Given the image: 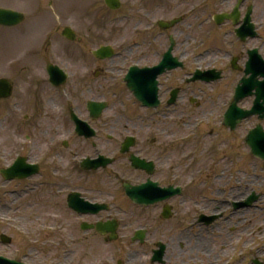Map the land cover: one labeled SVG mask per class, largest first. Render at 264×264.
<instances>
[{"label":"flooded vegetation","instance_id":"1","mask_svg":"<svg viewBox=\"0 0 264 264\" xmlns=\"http://www.w3.org/2000/svg\"><path fill=\"white\" fill-rule=\"evenodd\" d=\"M64 1L68 4L71 3L70 5L72 6L64 8L65 3H63V0H56V2L60 4L61 9L66 12H62L63 20L65 22H73L70 23V26L75 31L77 40L69 42L63 39V30L61 27L54 26L50 29L46 33L45 39L42 40V42L40 41L39 44L41 45V51L39 52L38 58L39 61L44 63V66H48L51 63L58 65H63L62 63H65L66 66L72 65L71 67L79 73L75 75L81 79H88L84 88L89 94L94 95L97 93L99 97H102L100 98L101 100L109 102L111 93L119 96V94L125 91V88L124 84H121L120 79L117 80V75H122V70L125 69L126 65L124 66L121 63V65L117 64L118 66H113L112 64H110L112 65L110 66L104 61L97 60L93 55L96 47L108 43V41L104 39L106 38L105 34H109L107 33L109 27L106 23L110 21L111 18H106V15L114 13L118 14L121 19L113 23V26L116 27L118 25L120 28L121 23L126 25V27L133 25L131 30L135 34L134 38L127 41L125 34L126 30L120 28V39H123V57L126 53L135 56L133 63L139 65L140 68L157 66L162 60L165 52L170 48V37H175V46L173 47L172 54L173 57L179 59L183 66L182 68L167 72L161 77L159 76L160 98L164 101L169 91L174 87L180 89V96H182V99L186 98L187 91H185V85L182 84V82L184 78H190L192 76L191 59H202L204 54L200 52L199 46L206 50L208 43L202 40L199 45H194L191 40L184 35L185 32H181V35H184V37L178 38V35L175 34L176 29L168 32H160L158 26L154 27L153 16L162 11H166L167 13L169 8L174 6V0H140L138 2L137 0H120V9L117 12H111L106 6L105 0H94V2H92V0ZM213 1L219 0H203L198 7V11L202 8H207ZM257 1L258 0H254L258 7ZM52 2L53 0H50V3ZM210 7L212 6H209V8ZM72 10L75 12L70 14L69 11ZM207 13L208 12L205 14L206 17L201 19L202 22L197 23H191L190 16L188 20L187 15L185 20L190 22V29L195 28V30H200L201 32L206 31L208 28ZM127 14L130 15L131 20L125 19ZM245 14L246 8L244 7L242 9V16L239 18L240 25L246 20ZM251 18L257 31V38L250 39L246 44H242L236 39L234 29L230 23L221 28H209L210 30H215L217 33L218 31L225 33L226 39L231 37L232 40L228 45L225 44V48L227 49L218 47V45L215 44L207 49L209 50L208 53H210V49L214 47L213 51L218 55L217 57L226 59L229 53L235 52L238 62L242 63V65L248 60V53L254 50H257L258 54L264 59V10L258 11V8L256 11L253 10ZM98 41L100 42L98 43ZM219 42H222V40H219ZM235 43H237L236 47L228 51ZM127 44H129V46ZM63 57L67 59H62ZM65 60L70 61L66 62ZM115 62L116 61H113L111 63L114 64ZM220 64H222L220 68L225 70L224 75H226L227 72L233 77L234 75H241L239 71L234 72L231 67L228 66L227 62H222ZM107 73H113L114 76L107 77ZM92 75L97 78L106 77L109 81L95 83L92 81ZM46 83L49 85L47 81ZM76 101L80 104L83 102V100L79 99H76ZM80 104L78 108H81ZM200 104L201 103H199V105ZM222 106H224V103H219L220 109ZM48 116V113L44 111L43 121H47ZM54 119V123L57 125H55V129L52 132L53 134L50 135V137L49 135L47 137H37L34 143L35 147L37 145L39 150L43 149L40 151L43 153L42 156L46 159L59 158L61 154L59 148L62 141L60 140L61 136L58 135L57 132L59 130L58 127H62V125L58 126L59 124L56 122V118ZM124 121L126 123L120 126H123V130L127 131V133L131 132L129 130L130 125H139L142 130L145 128L146 123L151 124L148 125V129H150L151 126V135L141 136L136 134V132L133 133L136 142L132 149V153L142 160L152 162L154 170L152 177H149L146 170L133 169L128 160L129 155H124L116 157V160L121 161L118 163L120 166L114 169L115 173L121 175L123 178L127 176L133 178L136 185L145 184L150 179L163 188L181 187L183 197L179 199L174 198L167 203H159L146 208L133 206L134 213L133 215L127 216L128 220L124 218L121 212L119 214L113 212L97 216H81L82 218H79L76 214H69L67 211L72 224L51 225L57 230L54 238H57L58 241L56 243L57 248L50 247L48 250L53 252L54 249H58L59 247V254H54L55 264H159L152 260L155 252L158 250L159 242H163L166 245V255L164 257L165 264H173L174 258L179 259L180 257L182 259L189 258L187 261H182L181 264H210V261L208 262L209 258H211L210 255H215V252H218L217 257L218 261H221V264H264V224L256 225V223H254L258 220L256 211L263 212L264 215V193H259L260 199L256 204H252L241 210L234 208L236 203H242L254 190L249 192L248 189L250 185L238 180L241 177H238L235 173V170L238 171V169H235L236 164L233 165V159L231 158L230 160L234 168L232 166L230 172H228L226 168L219 169L218 163L214 168L199 169L196 174H190L187 181H181L180 172H183L186 165L184 160H181L183 157L176 156V145L180 143V136L173 135V140L171 142L162 144L159 141V136L152 133L156 130L153 126L156 125L158 121L152 120V122H149L141 117H138L137 120L132 122L129 120ZM120 122L121 120L111 119H103L96 122L95 125L98 134L94 140H92L93 142H91V144L93 146L98 144L102 149V155L111 156L121 147V142H119V140L122 136L115 135L114 138L116 140L110 136H106V134L111 132L116 133V131H114L115 124H120ZM59 132L62 131L59 130ZM39 138H41L43 142H41ZM215 138L216 140L219 139L220 142L221 137L216 136ZM55 169L56 171H60L56 167ZM77 170L76 168V171ZM108 172V169L100 170L97 173H85V175H81L80 178H76V182H83V184L86 185L85 187H81L84 188L83 190L78 188L79 191L86 195L87 198L92 197L95 199L97 196H100L104 197L103 200L107 199L108 193L105 187H103L106 185L103 179L100 180L101 177H98L99 181L95 183V178L90 179V177L102 174L107 175ZM261 172L264 173V169L261 170ZM174 173H177L175 174L177 177L176 179H173ZM243 174L247 176L249 173L246 171L242 173L241 176ZM251 175L252 176L246 179L251 184H254L255 177H253L254 174L252 173V169ZM43 182L45 183L44 187L49 188L50 182L48 180H44ZM99 183L101 187L98 185ZM95 185L98 187L96 188ZM31 186L35 189L36 184H32ZM243 189H246L248 193L243 195V193H245ZM225 192L229 194V200L221 199ZM51 195H54V193L52 192ZM58 197L59 196H54L53 198L55 199ZM113 197L114 196H112V198ZM61 201L64 204V201ZM28 204L30 209L35 210L37 207L39 208V212L36 210L35 218L42 221L47 215L49 206L59 207L61 205H58L56 202L54 204L45 202L39 205L36 202L30 201ZM166 205L169 206L171 212V216L167 220L164 219ZM181 210L183 211V217L185 219L177 226L176 231L172 233L177 241L179 250L177 254H174V251L173 253L171 252L173 245L170 241V236L165 232L164 227L171 224L173 220H178ZM44 212L46 215H44ZM246 215H248L245 217L246 219H242L243 225L238 227V224H236L237 220ZM206 217H217V220L213 225L206 226ZM134 220L144 223L146 239L142 244L132 243L131 229L133 228ZM111 221L117 222L118 238L116 242H110V235L102 236L95 230L85 232L82 229V222H86L89 225H96L98 223H108ZM43 222L47 224L46 220ZM237 227L242 232L239 233ZM245 227L246 230H244ZM71 229L73 231H71ZM127 229H129L128 231L130 232L127 233ZM210 229L214 230L212 232H205V230ZM162 230L164 231L163 234L160 233ZM234 233L238 235L236 239H232L233 235H235ZM158 234L166 237V240H158ZM255 234L262 238V244L255 243ZM93 241L101 246L100 251L93 248ZM82 244L85 252L81 253L83 257L80 258L78 255V248ZM72 245H74V247ZM104 249L107 250V253L103 255ZM140 250L141 252H139ZM125 255H129V261L127 263L124 261ZM216 262L214 261V264H216Z\"/></svg>","mask_w":264,"mask_h":264},{"label":"rangeland","instance_id":"2","mask_svg":"<svg viewBox=\"0 0 264 264\" xmlns=\"http://www.w3.org/2000/svg\"><path fill=\"white\" fill-rule=\"evenodd\" d=\"M47 1L48 0H0V7L1 8H16L19 10H28L29 12H34L36 11V7H43V9H47ZM140 0H137V2ZM222 1V2H221ZM94 2V0H92ZM203 1L202 0H176L174 3L173 7L169 8V11L166 13V11L158 12L155 16H153V19L157 18H165V19H171V18H176L180 15H184L189 12L193 8L194 5H200ZM220 2V3H219ZM258 11L264 10V0H258ZM234 3V0H220V1H213L212 3L209 4V6H212L209 8H202L198 11L195 10L193 13L190 11V22L191 23H197V22H202L201 19L203 17H206L205 14L206 12H214L215 10H222V11H229L230 8L232 7ZM35 7V8H34ZM214 7V8H213ZM208 9V10H207ZM70 14L74 13L75 11H69ZM63 13H66L63 11ZM112 14L106 15V18L110 17ZM34 20H35V26L36 28L41 27L43 24L40 21V17L38 14L35 13L34 15ZM189 22V21H188ZM185 22L182 24L179 29H176L175 34L178 35V38H182L187 36L191 42L194 45L200 44V42L204 39H206V34L207 31H200V30H195L190 29V22ZM67 23H71L67 21ZM46 24V23H45ZM48 25L52 26V22ZM208 25V24H207ZM126 25L121 26L122 30L125 29ZM207 27V26H206ZM32 28V27H31ZM30 28V30H31ZM130 28V27H129ZM131 29V28H130ZM209 29V27L207 28ZM46 29H39L37 33H35L34 38L26 37L24 39H21V41L15 40V37L13 36L14 33L16 34V31H9L7 29H1L0 28V78L1 77H6L11 80H13L16 85H17V92H16V101L20 103L18 104L19 107L14 108V102L13 101H2L0 102V168L6 167L9 164L13 162V159H15L16 154H21V155H27L30 154L32 156L31 161L32 162H39L40 158L42 156V150L37 148L36 149L32 148L31 146L35 147L33 144V141L31 143L28 142V137L37 138V137H43V136H48L52 135L53 130L55 129L56 123H54L56 118V122L59 124L58 126H61L62 124L63 127H58V129L62 132H59L58 130V135L65 136L67 133H69L72 129V125L69 124L68 118L66 114L65 109H63V106H66L68 102L72 103L73 97L76 95V98H78L80 90L83 86H85V80L79 78L78 76H75L74 79L71 81L73 82V88H70V91H73L71 94L72 99L70 98L69 100H66L64 95H57L55 97L54 93L51 91V89L46 85V78L45 75L43 74V66L44 63L39 61V52L41 51L40 46L36 45L34 48L28 46L34 45L30 42H32L35 39H38L39 41L42 40L41 36L43 37V34ZM21 30H17V35H20ZM110 34H105L106 38L104 40L109 41L112 38H117L118 40V45L117 48H119L121 45H123V39H120V28L118 26L113 27L109 29ZM181 32H185L184 35H181ZM211 31H208L210 33ZM212 34L216 40V42L211 43L209 42L210 46H213L214 44H217L218 47H224L225 44L228 45V43L232 40V38L225 39L222 38L223 32L218 31V33L213 32ZM219 35V36H218ZM29 36V35H27ZM39 36V37H37ZM137 37V36H136ZM218 37V38H217ZM219 37L222 38V42H219ZM41 38V40H40ZM134 38V37H133ZM214 39L210 38V41ZM100 41H98L99 43ZM32 49V50H31ZM32 51V53L29 56V52ZM126 55V58H125ZM124 57L120 59H116L117 61L112 65L113 66H118L119 64L121 65H127L132 63L135 60V56H131L129 54H125ZM218 55L213 56V58H209V62L213 61L214 59L217 58ZM221 56V55H220ZM62 59H67L66 57H63ZM61 59V60H62ZM66 62L70 60H65ZM75 61V60H74ZM208 61V60H207ZM63 66H66L65 63H62ZM118 64V65H117ZM111 65V66H112ZM72 66V65H70ZM74 67V65H73ZM124 68V67H123ZM122 68V69H123ZM123 75V73H122ZM73 78V77H72ZM91 78V77H90ZM89 78V79H90ZM236 79V77H234ZM235 79L231 78L230 80L223 81L219 85H197L198 88H194L193 91L198 93V97L200 98L201 102L203 103L202 107H192L189 105L188 98L191 95H188L185 98L184 102V107L183 109L179 111L174 116H171L170 118H162L160 117V120L158 121L156 125L153 127L156 129L152 133L157 134L159 136V141L162 144L171 142L173 140V135H178L180 136V143L175 144L176 145V156L177 157H183L181 160H184V163L186 167L183 169V172H180L181 176V181H187L188 176L190 174H196L199 169L202 168H214L215 166H212L209 164L210 162V154L211 149H210V139H207L206 144L205 142H197L196 139L193 140V137H191V140H188V142H182V138L186 137L189 135V133L192 130L193 125L196 123V121L201 120L202 118L208 116L209 114L213 113L215 108L218 107V104L221 102H225L227 98L230 97L231 94V87L235 85ZM88 80V79H87ZM193 94L191 91L190 94ZM129 96H124L122 99L128 101L129 107L126 110L130 109L129 114L136 116L139 112H136V108L131 105V101L129 102ZM195 99V98H194ZM117 107H119V110L112 108L109 111H107L106 119H115V112L118 115L121 111L123 112V108L120 104V101L117 102ZM46 111L48 113V120L43 121V112ZM125 111V109H124ZM83 112V116H85V111ZM121 112V113H122ZM120 113V114H121ZM124 113V112H123ZM213 114H220L219 109L215 111ZM29 117V119H27ZM104 118V119H105ZM123 118V117H121ZM125 120V119H124ZM124 120H121L120 124H115V129L116 134L123 136L127 131L123 130V126L121 127L120 125H124L126 122ZM71 123V122H70ZM255 123V121H249L248 123H244L236 133L229 134L228 130H223L222 132L224 133L223 137L228 136L227 143L225 146L220 148V153L218 152L217 154L215 153L216 157L219 159V169H225L228 170V172L231 171L232 168V162L231 160H225L222 161L221 158L224 155H229L230 159H233L234 164H236L235 173L240 176L241 178L238 179L239 181H243L244 183H248L249 189L248 191L250 192L253 187L257 190H264V173H262L260 170L264 168V164L260 163L256 159H254L248 152L247 147L244 144V137L246 136L247 129L252 126ZM148 125H151L150 123L145 124L144 129H140L139 125L134 126L130 125L129 130L131 132L128 133H135L139 135H151V126L150 129H148ZM66 126V127H65ZM138 130V131H137ZM172 132V133H170ZM62 138V139H63ZM61 139V138H60ZM178 139V138H177ZM41 140V138H39ZM80 140L82 142V139L78 137H73L72 142L74 144L77 143ZM43 142V140H41ZM29 145L32 148L29 150L28 148ZM73 146V145H72ZM59 147V146H58ZM59 151L61 152V156L64 158V164L68 166L70 169V173L67 175L68 180L64 181L61 180V178L53 179L52 177L49 178L51 181L55 182V184L61 183V182H66V186H64V193L65 195L66 191L68 189H74V188H80L83 190L86 185L83 184V182H76L73 183L72 180L76 179V176L74 175L75 173V159H80L83 156H85L89 151V145H84V144H79L78 147H73L72 150H63L60 146ZM210 151V154H209ZM78 153V155L76 154ZM34 154V155H33ZM70 154V155H69ZM220 155V158L219 156ZM79 156V157H78ZM176 157V158H177ZM187 159V161H186ZM42 162V161H41ZM43 163V162H42ZM44 164V163H43ZM209 164V165H208ZM208 165V166H207ZM46 171L45 174L49 175V170L54 166L52 164V161H47L44 164ZM64 166V167H66ZM120 166V164H116V168ZM122 166V165H121ZM234 168V166H233ZM242 169V170H241ZM251 169L252 173L254 174L253 177H255L254 184H251L248 182L246 178H248L251 175ZM243 170L248 171V175H242V173H245ZM257 170V171H256ZM259 170V171H258ZM76 174V173H75ZM110 176L109 175H98V177H101L100 180L103 179V181L106 183L105 189L108 193V198L107 201L111 202L114 206L116 204L118 205H123L126 210H131V206L129 202H125L121 196H123V192L120 186V182L115 181L112 177V172L110 171ZM173 174V179H176L177 177ZM66 175V174H65ZM64 175V176H65ZM129 175V174H128ZM62 176V179H64V176ZM133 176V175H131ZM98 177L95 179V183L98 182ZM60 180V181H59ZM134 180V179H133ZM98 185L101 184L99 183ZM54 187V188H52ZM50 189L57 190V192H62L60 188H57V186H52ZM24 188V185L22 184H17V183H6L4 180L0 177V235L1 234H6L10 237H12V245L10 246H2L0 244V255H4L10 258H15L19 259V257H23L27 252L30 253L29 260H27L30 264H45L46 260H55V255L59 254V247L58 249H54L53 252L48 253V249L50 248V243L51 245H54L52 247H56L57 245L55 244L56 240L52 236H47L46 234H40L38 230H32V228H39L40 231L43 232V228L41 225L43 224L42 221H38L35 218L36 210L39 212V208L37 207L35 210L33 209H28L23 207L24 204L27 201H24L26 199H20L18 198L17 195H14L12 190L16 189H22ZM7 191H11L8 194H4ZM87 191V189H86ZM243 191L246 194V189H243ZM89 192V191H88ZM57 195V193H55ZM53 201V204L56 202L61 204L59 207H48L47 209V215L44 212L45 218L44 220L47 221V224L44 225H53V224H72L71 219L69 218V215L67 214V211L65 209V205L62 203L60 200L62 197L61 195ZM56 196V197H57ZM95 196V195H94ZM112 196L118 197L120 199L114 200L112 199ZM220 197V196H216ZM64 198V197H63ZM104 197L97 196L95 200H102ZM220 199V198H219ZM114 201V202H113ZM13 203V204H12ZM26 206V205H25ZM256 217L258 220H256L254 223L256 225L258 224H264V215L263 212L256 211ZM43 214V211H42ZM60 217H59V216ZM246 216H243L242 218H239L237 220L238 227L243 225V220ZM126 220H128L127 217H124ZM12 219H15L17 221H12ZM185 218L183 217V211L181 210L179 212V218L178 220H173L171 224L166 225L164 227L165 232H167L170 236V241L172 242V248L171 252L174 254H177L178 250V245L176 239L173 237V232L176 231L177 226L184 220ZM246 219V218H245ZM43 220V221H44ZM133 221V220H132ZM144 223L138 220H134L133 223V228L140 227ZM235 224V225H236ZM170 227V228H169ZM237 227V228H238ZM174 228V229H173ZM129 229L126 230V232ZM246 230V227L245 229ZM25 231L27 233H25ZM71 231H73L71 229ZM172 231V232H171ZM238 232H242L238 228ZM25 233V234H24ZM29 233V234H28ZM160 233H164L162 230ZM176 233V232H175ZM232 239L237 238V234L234 233ZM260 234V233H259ZM127 236V234H126ZM217 236V235H216ZM255 236V243L257 244H262V238L260 236ZM30 237V238H28ZM45 238H48L49 241H45ZM157 239L161 240H166V237L161 236L158 234ZM231 239V240H232ZM29 240V241H28ZM31 240H34L37 242H32ZM58 240V239H57ZM156 240V238H155ZM230 240V241H231ZM32 242L33 246H30L28 244H31ZM98 246V244H96ZM32 249V251H26V249ZM33 248L36 249L39 253L33 250ZM100 251V249L98 250ZM141 252V250L139 251ZM32 253V254H31ZM107 253V250L104 249L103 255ZM209 253V252H207ZM218 253V252H217ZM217 253L215 252V255L211 254V258H209L208 262L210 261V264H214V261H218ZM209 256V257H210ZM139 258V257H138ZM137 258V259H138ZM187 259H182L181 257L179 259L174 258V263L173 264H181L182 261H187ZM55 262V261H54Z\"/></svg>","mask_w":264,"mask_h":264},{"label":"water","instance_id":"3","mask_svg":"<svg viewBox=\"0 0 264 264\" xmlns=\"http://www.w3.org/2000/svg\"><path fill=\"white\" fill-rule=\"evenodd\" d=\"M13 16L15 17L16 15L10 13V12H7V11H1L0 12V23L1 24H5V25H10V21L11 19H13ZM127 83H128V87L130 88L131 91L134 92V94L136 96L139 97V93H138V87L136 85V78L134 75H131L130 77L127 78ZM9 86L6 84L5 81H0V96H7V94H9ZM100 110V106H98L96 108V111ZM257 132H252L248 138V144L252 147L253 149V152L260 156V157H263L264 158V151L260 149V147H258V145L255 143V137L256 136ZM17 169H13V170H9L7 172H3L6 177L8 178H12L13 176H22L21 174H17L16 175V172ZM137 189H134L130 192H128V194L134 199V200H137L138 199V193H137ZM142 199V201H146V198L145 197H140ZM0 264H5L3 262H1L0 260ZM9 264H14V263H9Z\"/></svg>","mask_w":264,"mask_h":264}]
</instances>
